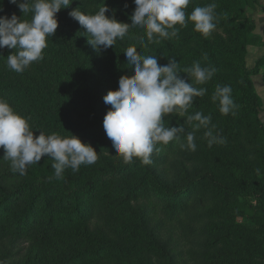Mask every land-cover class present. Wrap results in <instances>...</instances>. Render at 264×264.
Returning <instances> with one entry per match:
<instances>
[{
  "label": "trees",
  "instance_id": "16d2710c",
  "mask_svg": "<svg viewBox=\"0 0 264 264\" xmlns=\"http://www.w3.org/2000/svg\"><path fill=\"white\" fill-rule=\"evenodd\" d=\"M212 2L217 22L208 37L189 21L187 27L176 26L178 38H159L145 48L140 40L147 42L146 33L138 26L98 53L69 12L94 14L105 4L106 15L131 24L134 0H72L57 13L58 28L43 60L16 73L7 67L14 50L0 48V98L29 119L34 136L42 130L73 134L98 152L94 164L75 173L66 169L59 180L50 157L25 175L14 172L11 163L0 168V264H264L263 103L252 79L264 57L251 68L247 64L256 24L239 14L241 0H190L186 12ZM0 5L9 18L13 13L31 18L9 0ZM133 45L160 65L175 56L181 70L196 61L216 68L206 84H194L207 92L195 98L187 114L210 115L214 134L226 143L209 147L201 128L195 132L196 150L181 148L198 122L174 115L164 122L185 127L179 140L158 144L151 164L135 157L124 163L103 128L108 110L99 86L133 74L124 53ZM218 84L231 86L238 105L234 115L221 114L212 100ZM4 154L0 147V165L8 161ZM242 204L252 211L251 226L240 220ZM169 226L179 241L164 235Z\"/></svg>",
  "mask_w": 264,
  "mask_h": 264
},
{
  "label": "clouds",
  "instance_id": "9594fccd",
  "mask_svg": "<svg viewBox=\"0 0 264 264\" xmlns=\"http://www.w3.org/2000/svg\"><path fill=\"white\" fill-rule=\"evenodd\" d=\"M17 4L23 16L15 13L0 16V48L13 49L7 56V67L22 73L33 62L43 60V50L48 47V38L53 37L58 28L57 13L67 8L72 0H9ZM136 5L130 19L131 24L108 16V7H100L94 14H87L74 8L69 15L86 30L87 43L96 52L107 50L123 40L130 28L141 27L145 30L147 42L140 44L147 48L159 38L177 37L180 27L192 22L194 30L208 37L216 27L217 4L209 3L195 7L191 13L186 9L190 0H134ZM0 6V11H2ZM127 63L131 65L132 75H122L118 88L109 90L103 97L105 104L111 105L103 119V128L112 141L114 151L124 163L139 158L144 165L151 164L152 154L159 151L158 144L167 145L179 140L185 133L183 125H165V117L179 116L193 125L187 132L186 143L181 148L195 151V132L205 129L204 136L208 146L226 143L218 133L210 115L197 111L187 114L196 97H203L207 89L196 87L210 81L216 68L202 65L199 61L191 67L180 69L175 56L168 57L166 65H160L154 55H141L137 46H129L124 51ZM204 59L207 55L204 54ZM186 73V77L181 76ZM192 80L194 83H190ZM212 100L219 102L223 115L235 114L238 105L232 98L230 85H216ZM29 119L13 109L4 98H0V147L4 149L3 159L10 161L11 168L20 175L27 174L28 167L38 164L42 157L54 161V178H63L66 169L77 172L81 165H91L98 160V152L90 143L82 142L76 135L62 136L58 133L45 134L42 130L34 136Z\"/></svg>",
  "mask_w": 264,
  "mask_h": 264
},
{
  "label": "rangeland",
  "instance_id": "374dc122",
  "mask_svg": "<svg viewBox=\"0 0 264 264\" xmlns=\"http://www.w3.org/2000/svg\"><path fill=\"white\" fill-rule=\"evenodd\" d=\"M71 4L69 6H71ZM13 5L18 7L17 4H13ZM240 5H241V8H240L239 14L241 16L253 17L255 20V24H256L254 31L250 34L249 39H248L247 64L251 68L255 66V64L258 65V62H260V60L264 57V0H241ZM0 6H5V5H0ZM2 9L3 10L0 11V16H4L6 12L4 10V7ZM60 11H62V9ZM21 14L22 13H20V15ZM252 79L255 83L258 94L262 98L263 106L261 108V117L264 121V66L263 65L258 66V71L257 73L252 75ZM118 86H119L118 84H114V83L110 85L106 83H104V85L101 84L99 86L102 92L101 95L105 96L109 90H115L118 88ZM4 99H6V97ZM8 103L10 104L9 101ZM102 104L105 106L106 110H109L111 108V105L105 104L104 100L102 101ZM6 164L9 165L10 162L8 161L2 162V164L0 165V168ZM175 167H178V166H175ZM247 199L252 200L253 202L255 201V197L254 198L248 197ZM241 209L244 210V215L240 217V220L249 226L253 225V222L250 219V216L252 213L251 209L245 204H242ZM172 230H175V229L169 226L167 229L164 230V235L165 236L172 235L173 234ZM173 237L179 241V239L177 238L175 234H173ZM177 244L181 246L180 248H185V246L181 245V242H177ZM186 249L187 247L185 248V250ZM183 255L185 259L187 255L185 254Z\"/></svg>",
  "mask_w": 264,
  "mask_h": 264
}]
</instances>
